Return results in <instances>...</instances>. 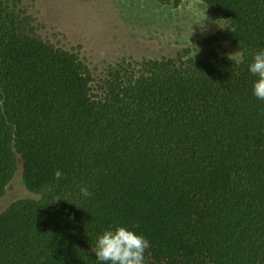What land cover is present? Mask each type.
I'll list each match as a JSON object with an SVG mask.
<instances>
[{"label": "trees", "instance_id": "1", "mask_svg": "<svg viewBox=\"0 0 264 264\" xmlns=\"http://www.w3.org/2000/svg\"><path fill=\"white\" fill-rule=\"evenodd\" d=\"M200 1L226 20L206 40L240 63L184 49L98 77L0 1V196L17 158L40 195L0 213V264H97L117 224L150 241L145 264H264V101L247 70L264 0Z\"/></svg>", "mask_w": 264, "mask_h": 264}, {"label": "rangeland", "instance_id": "2", "mask_svg": "<svg viewBox=\"0 0 264 264\" xmlns=\"http://www.w3.org/2000/svg\"><path fill=\"white\" fill-rule=\"evenodd\" d=\"M33 19L37 33L76 53L95 77L119 62L174 57L184 49L194 58L214 50L229 58L241 51L228 42L206 40L226 20L200 0L163 4L156 0H0ZM27 190L22 162L0 196V213L20 199L37 200Z\"/></svg>", "mask_w": 264, "mask_h": 264}, {"label": "clouds", "instance_id": "3", "mask_svg": "<svg viewBox=\"0 0 264 264\" xmlns=\"http://www.w3.org/2000/svg\"><path fill=\"white\" fill-rule=\"evenodd\" d=\"M235 64L240 63L237 51L229 57ZM247 70L256 79L252 84V95L259 101H264V47H260L252 56ZM63 178L61 170L54 172V179ZM82 198H91L92 192L87 185L80 186ZM151 247L150 241L134 229L123 225H110L97 235L95 246L91 252L95 255L97 264H145V253Z\"/></svg>", "mask_w": 264, "mask_h": 264}]
</instances>
